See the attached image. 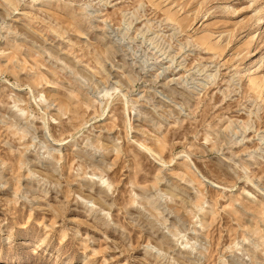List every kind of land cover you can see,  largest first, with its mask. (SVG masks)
<instances>
[{"label":"rangeland","instance_id":"obj_1","mask_svg":"<svg viewBox=\"0 0 264 264\" xmlns=\"http://www.w3.org/2000/svg\"><path fill=\"white\" fill-rule=\"evenodd\" d=\"M0 264H264V0H0Z\"/></svg>","mask_w":264,"mask_h":264},{"label":"bare ground","instance_id":"obj_2","mask_svg":"<svg viewBox=\"0 0 264 264\" xmlns=\"http://www.w3.org/2000/svg\"><path fill=\"white\" fill-rule=\"evenodd\" d=\"M143 148H144L145 150H147L149 153L153 154V152L151 151V149H150V148H148V147H145V145L143 146Z\"/></svg>","mask_w":264,"mask_h":264}]
</instances>
